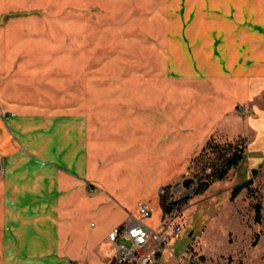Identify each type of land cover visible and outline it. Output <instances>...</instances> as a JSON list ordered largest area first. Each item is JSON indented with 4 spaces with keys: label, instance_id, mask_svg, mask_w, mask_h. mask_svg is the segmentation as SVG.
Listing matches in <instances>:
<instances>
[{
    "label": "rangeland",
    "instance_id": "374dc122",
    "mask_svg": "<svg viewBox=\"0 0 264 264\" xmlns=\"http://www.w3.org/2000/svg\"><path fill=\"white\" fill-rule=\"evenodd\" d=\"M210 2L0 0V203L8 202L24 166L32 181L37 150L46 154L53 144L55 154L67 129L84 126L98 136L99 128L115 126L120 110L129 112L138 89L155 84L175 95L185 80L209 76L206 22L210 14L225 13L223 7L213 11ZM146 80L154 83L144 87ZM209 142L223 148L232 141L211 136ZM233 142L245 149L244 139ZM254 152L244 150L237 166L200 194L196 178L215 157L208 149L177 182L159 187L158 199L177 203L162 220L177 217L182 231L158 247L155 264H189L188 257L196 264H264V154ZM246 182L230 199L231 189Z\"/></svg>",
    "mask_w": 264,
    "mask_h": 264
},
{
    "label": "crops",
    "instance_id": "0c3cea01",
    "mask_svg": "<svg viewBox=\"0 0 264 264\" xmlns=\"http://www.w3.org/2000/svg\"><path fill=\"white\" fill-rule=\"evenodd\" d=\"M210 3L225 12L206 22L210 75L175 95L138 89L115 126L95 137L67 129L55 154L53 144L37 150L32 181L24 166L0 203V264H108L107 234L133 220L158 231V188L177 182L209 137H240L245 152L264 154V0ZM138 202L152 208L147 219Z\"/></svg>",
    "mask_w": 264,
    "mask_h": 264
},
{
    "label": "built area",
    "instance_id": "2783aa9c",
    "mask_svg": "<svg viewBox=\"0 0 264 264\" xmlns=\"http://www.w3.org/2000/svg\"><path fill=\"white\" fill-rule=\"evenodd\" d=\"M240 111L244 112L245 109L241 108ZM157 195H163V188L157 190ZM136 208L140 218L147 219L150 216L151 207L147 202H138ZM162 218L158 231L149 229L136 220L111 230L106 237L111 246L108 264H155L158 247L169 240L178 239L182 231V224L176 220L177 217ZM117 239L128 242V246L118 244ZM145 246L148 248L142 252ZM169 252L171 253L170 250ZM185 262L196 264L189 257ZM177 263L181 264L180 259Z\"/></svg>",
    "mask_w": 264,
    "mask_h": 264
},
{
    "label": "trees",
    "instance_id": "16d2710c",
    "mask_svg": "<svg viewBox=\"0 0 264 264\" xmlns=\"http://www.w3.org/2000/svg\"><path fill=\"white\" fill-rule=\"evenodd\" d=\"M210 137L205 141L204 145L200 148L198 154L203 153L205 150H209L211 153L215 154L213 160L209 163L203 165L202 167V175L196 178V188H195V195L200 194L207 190L210 185L214 184L215 182L221 181L226 176L227 172L237 166L240 160L243 157V145L241 142H226L223 148L217 146L209 142ZM222 150V152H221ZM197 154V155H198ZM197 155L191 160L193 164L194 160L196 159ZM248 182L234 186L230 191V199H233L241 189H246L248 186ZM182 202V201H181ZM176 202H166L165 197L159 198V208L161 211V215H165L166 213L170 212ZM253 210V221L258 223L260 221V210L261 206L258 202H255L252 205ZM257 240V235H255L252 245H254L255 241Z\"/></svg>",
    "mask_w": 264,
    "mask_h": 264
},
{
    "label": "water",
    "instance_id": "95a60500",
    "mask_svg": "<svg viewBox=\"0 0 264 264\" xmlns=\"http://www.w3.org/2000/svg\"><path fill=\"white\" fill-rule=\"evenodd\" d=\"M189 184V180H186L182 183L183 187H186ZM191 235V232H189L188 236Z\"/></svg>",
    "mask_w": 264,
    "mask_h": 264
}]
</instances>
